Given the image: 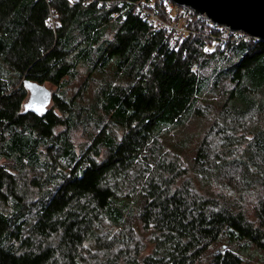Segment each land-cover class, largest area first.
Here are the masks:
<instances>
[{
	"label": "trees",
	"instance_id": "1",
	"mask_svg": "<svg viewBox=\"0 0 264 264\" xmlns=\"http://www.w3.org/2000/svg\"><path fill=\"white\" fill-rule=\"evenodd\" d=\"M152 1L0 0V264H264V39Z\"/></svg>",
	"mask_w": 264,
	"mask_h": 264
},
{
	"label": "water",
	"instance_id": "2",
	"mask_svg": "<svg viewBox=\"0 0 264 264\" xmlns=\"http://www.w3.org/2000/svg\"><path fill=\"white\" fill-rule=\"evenodd\" d=\"M191 7L195 13L208 17L216 24L249 36L264 39V0H171ZM29 96L25 108L43 112L50 103L51 93L43 85L26 82Z\"/></svg>",
	"mask_w": 264,
	"mask_h": 264
},
{
	"label": "built area",
	"instance_id": "3",
	"mask_svg": "<svg viewBox=\"0 0 264 264\" xmlns=\"http://www.w3.org/2000/svg\"><path fill=\"white\" fill-rule=\"evenodd\" d=\"M85 1H88V0H85ZM149 1H150V4H149L150 6L147 7L145 10H142L143 11L142 15H144L146 18L150 19L151 21H155V20H157L156 14H154L150 9H148V8H152V5H153L152 2L153 1L152 0H149ZM160 1H162L163 4L167 5V9L170 10L171 12L173 9L172 7H175V9L180 13L179 17L177 19L172 20L171 22H167V23L158 22V23H163L165 28L168 29V31L173 34V36L176 38V40L184 37V35L188 31L187 30V22L189 20L193 19L194 17H198L201 20H204L205 22L210 23L212 25L220 26L221 28L224 29V32H226V33L234 34V35H240L242 37H249L248 34L242 32V31L231 30L228 27H226L225 25L216 24V23L212 22L205 15L195 13V11L189 6L177 5L174 2H172L171 0H160ZM140 3H141V1L136 4V7H138L139 9H140V6H139ZM171 5H172V7H171Z\"/></svg>",
	"mask_w": 264,
	"mask_h": 264
},
{
	"label": "rangeland",
	"instance_id": "4",
	"mask_svg": "<svg viewBox=\"0 0 264 264\" xmlns=\"http://www.w3.org/2000/svg\"><path fill=\"white\" fill-rule=\"evenodd\" d=\"M165 7H167V5H165ZM171 7H172V5H171ZM172 8L174 9V10L172 9V11L175 12V14L179 16L180 13L175 9V7H172ZM82 78H83V74H81V76L79 78H77L75 81L70 83L69 88L67 90L68 94H72L73 91L77 89L78 84L83 80ZM44 86L50 91L56 92L58 90L55 86L48 84V83L44 84ZM50 105H51V102L47 105V107H49ZM86 140H87L86 139V132L83 131L82 129L75 130L72 133V141L75 144V146L77 147V150H79V148L86 142ZM242 264H248V263L246 261H244V262H242Z\"/></svg>",
	"mask_w": 264,
	"mask_h": 264
}]
</instances>
